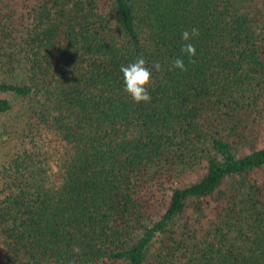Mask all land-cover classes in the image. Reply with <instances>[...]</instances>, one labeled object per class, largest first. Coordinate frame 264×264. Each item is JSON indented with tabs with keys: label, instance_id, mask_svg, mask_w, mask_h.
<instances>
[{
	"label": "trees",
	"instance_id": "16d2710c",
	"mask_svg": "<svg viewBox=\"0 0 264 264\" xmlns=\"http://www.w3.org/2000/svg\"><path fill=\"white\" fill-rule=\"evenodd\" d=\"M264 0H0V264H264Z\"/></svg>",
	"mask_w": 264,
	"mask_h": 264
},
{
	"label": "rangeland",
	"instance_id": "374dc122",
	"mask_svg": "<svg viewBox=\"0 0 264 264\" xmlns=\"http://www.w3.org/2000/svg\"><path fill=\"white\" fill-rule=\"evenodd\" d=\"M258 145H264V134L259 137Z\"/></svg>",
	"mask_w": 264,
	"mask_h": 264
}]
</instances>
